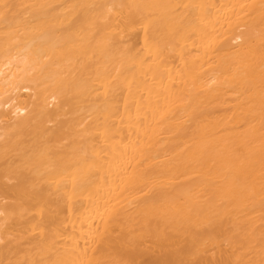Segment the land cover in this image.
<instances>
[{"label": "bare ground", "instance_id": "obj_1", "mask_svg": "<svg viewBox=\"0 0 264 264\" xmlns=\"http://www.w3.org/2000/svg\"><path fill=\"white\" fill-rule=\"evenodd\" d=\"M0 264H264V0H0Z\"/></svg>", "mask_w": 264, "mask_h": 264}]
</instances>
